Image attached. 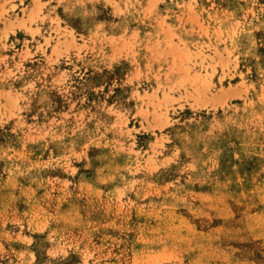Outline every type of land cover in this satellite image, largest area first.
Returning <instances> with one entry per match:
<instances>
[{
	"label": "rangeland",
	"instance_id": "374dc122",
	"mask_svg": "<svg viewBox=\"0 0 264 264\" xmlns=\"http://www.w3.org/2000/svg\"><path fill=\"white\" fill-rule=\"evenodd\" d=\"M0 264H264V0H0Z\"/></svg>",
	"mask_w": 264,
	"mask_h": 264
}]
</instances>
